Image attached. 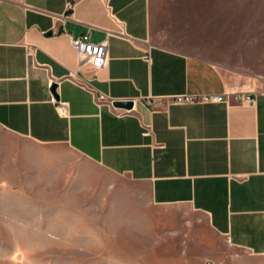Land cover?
<instances>
[{
    "label": "crops",
    "instance_id": "1",
    "mask_svg": "<svg viewBox=\"0 0 264 264\" xmlns=\"http://www.w3.org/2000/svg\"><path fill=\"white\" fill-rule=\"evenodd\" d=\"M253 27L264 0H0V194L56 197L84 161L152 207L202 216L207 264L228 249L264 263V34ZM86 31L107 40L96 72L71 44ZM215 95L226 99L204 100Z\"/></svg>",
    "mask_w": 264,
    "mask_h": 264
},
{
    "label": "rangeland",
    "instance_id": "2",
    "mask_svg": "<svg viewBox=\"0 0 264 264\" xmlns=\"http://www.w3.org/2000/svg\"><path fill=\"white\" fill-rule=\"evenodd\" d=\"M249 30L264 34V27ZM78 162L83 175L75 172L73 186L61 188L56 197L52 187L42 186L27 187L25 194H0V264L211 261L204 258L212 249L202 242L211 236L202 216L186 207H152L145 195L133 196L134 185L126 179ZM117 184L119 198L109 186ZM166 216L174 217L173 224ZM224 252V264H264L237 249Z\"/></svg>",
    "mask_w": 264,
    "mask_h": 264
},
{
    "label": "built area",
    "instance_id": "3",
    "mask_svg": "<svg viewBox=\"0 0 264 264\" xmlns=\"http://www.w3.org/2000/svg\"><path fill=\"white\" fill-rule=\"evenodd\" d=\"M72 47L76 50L78 56L79 66L86 65L93 72L103 68L107 62V40L94 43L90 40L89 32L86 31L80 36L71 39ZM246 101H252L249 96L242 97ZM226 99L224 96H211L204 98V100H210L215 102H222ZM99 100L103 101L105 98L99 96ZM177 101H190L189 98H179ZM56 107L60 110L61 114L66 112V105L62 102L55 101ZM111 103V101H110Z\"/></svg>",
    "mask_w": 264,
    "mask_h": 264
},
{
    "label": "water",
    "instance_id": "4",
    "mask_svg": "<svg viewBox=\"0 0 264 264\" xmlns=\"http://www.w3.org/2000/svg\"><path fill=\"white\" fill-rule=\"evenodd\" d=\"M113 106L129 110L132 107V101L131 100L114 101Z\"/></svg>",
    "mask_w": 264,
    "mask_h": 264
}]
</instances>
